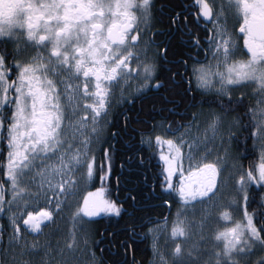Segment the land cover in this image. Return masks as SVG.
<instances>
[{"label": "snow or ice", "instance_id": "snow-or-ice-1", "mask_svg": "<svg viewBox=\"0 0 264 264\" xmlns=\"http://www.w3.org/2000/svg\"><path fill=\"white\" fill-rule=\"evenodd\" d=\"M195 3V22L211 25V35L206 39L211 60L207 56L203 61L190 56L191 75L182 74L178 68L173 78L186 81L187 91L212 93L221 104L245 108L248 105L243 96L233 99L232 93L242 92L248 87L247 82H254L259 95L253 97L257 106L249 109L248 131L264 149V0H235L233 5L241 13L237 27L250 53L247 60L234 59L236 41L221 22L223 5L210 4L208 0ZM154 7L152 0H124L115 5V12L103 0H47L36 4L31 0H0V144L7 153V179L0 182V216L8 221L7 229L0 224V241L7 235V247L0 244V264H32L25 257L38 245L28 244L22 227L43 235L45 229L64 216L66 208L73 206V201L75 210L69 217L73 242L78 225L91 222L85 218L101 214L121 216L122 205L105 196L104 185L111 175V145L104 149L107 163L99 166L93 147L109 123L116 92H120L119 99L135 103L146 91L164 86L156 75L155 60H149L143 51L154 43L141 35V24L148 27ZM106 12L110 13L107 19ZM136 12L140 13L139 19ZM25 17L27 40L21 46L19 37L23 33L17 29L25 27ZM171 19L183 23L186 17L174 13ZM10 43L11 51L7 47ZM194 49L197 56L203 51L199 39L194 41ZM187 64V60L180 61L185 72L189 70ZM132 80L137 81L134 89L129 83ZM122 85H127V89ZM201 115L204 114H193L184 126L186 131L175 141L154 136L157 146L167 145L168 149L160 156L165 165V187L175 191L183 207L193 215L199 208L198 220L185 223L177 214L172 236H195L197 230L203 236L214 213L218 220L231 222V226L218 228L213 233L218 243L207 250L199 243L188 249L177 243L174 259L176 264H252L254 249L264 253V163L258 175L248 170L239 174L235 182V192L244 202L245 217L237 223L225 210L237 200L221 203L225 198L226 160L215 153L216 160L208 161L214 153L209 145H214L218 136L223 141L225 134L229 140L234 139V130L242 124V118H230L224 111H209L208 119L201 121ZM123 119L126 125L127 114ZM141 138L152 143L151 135ZM174 176L178 179L176 186L172 183ZM94 178L99 179L101 187L84 195ZM253 184L258 185L255 197L261 200L259 218L247 211V188ZM158 231L149 228L154 257H158L154 264H168L157 249ZM66 247L69 252L73 250L71 244ZM45 248L50 259L42 264H77L67 253L49 251L50 245ZM89 256L90 264H96L95 253L89 250ZM255 264H264V255Z\"/></svg>", "mask_w": 264, "mask_h": 264}, {"label": "trees", "instance_id": "trees-1", "mask_svg": "<svg viewBox=\"0 0 264 264\" xmlns=\"http://www.w3.org/2000/svg\"><path fill=\"white\" fill-rule=\"evenodd\" d=\"M200 47L203 51L200 52L199 60H205L206 56L209 59L207 42L201 43ZM168 53L175 60L185 56L183 48L173 45ZM161 80L159 78V82ZM166 81L165 88L174 86L172 78L167 77ZM180 88L182 89L175 87L174 90L167 92L170 103L166 102L164 95L159 93L143 102L140 107L136 106L132 111L117 113L115 122L108 127L101 140L96 164L99 166L107 162L104 149L111 145L109 150L111 175L104 186L108 196L123 208L120 217L104 216L90 220L94 246L99 240V256L102 254L100 256L102 264H150L153 252L149 228L169 220L179 204L178 197L165 187L164 164L158 158L157 149L147 147L141 138L155 133V124L160 118L155 119V117L159 116L161 111H163L161 114L166 115L170 106L178 105L177 99L181 102V108L185 112V116L181 119L184 126L190 123L194 113L199 114L202 111L213 109L218 113L224 111L233 118L239 115L242 118V124L238 125L234 133L233 148L246 168L256 166L260 161L255 148L256 136L250 135L248 131L251 127L249 109L253 107L248 99L244 98L247 101V108L236 104L229 107L227 103L221 104L214 94H201V91L196 90L197 105L195 106L191 103L192 96L187 91V85L183 84ZM124 114L129 117L126 125L123 119ZM175 120L180 119L175 117ZM184 126L174 125L167 129L172 134L177 129H185ZM97 172H99L98 167ZM100 187L101 182L94 178L88 184V191L93 192ZM256 191H258L256 186L250 188L247 211L255 213L259 218L261 200L255 197ZM0 219L6 218L0 216ZM144 225L148 227H143ZM95 249H98L97 246Z\"/></svg>", "mask_w": 264, "mask_h": 264}, {"label": "flooded vegetation", "instance_id": "flooded-vegetation-1", "mask_svg": "<svg viewBox=\"0 0 264 264\" xmlns=\"http://www.w3.org/2000/svg\"><path fill=\"white\" fill-rule=\"evenodd\" d=\"M32 3H43L47 2V0H31ZM87 2V0H85ZM93 2H96V0H93ZM105 3H109L112 5V11L115 12L116 8L115 5L117 3H123L124 0H103ZM155 7L152 10V17L151 21L147 28H145L141 24V35L144 36L145 39L154 40V43H151L149 46L144 48V52H146L147 58L149 60H155L157 65V72L156 75L162 79L160 81L161 84L164 86L160 89H151L146 91V93L142 96H140L139 99L135 101V103L131 102H125L124 100L119 99L120 94L116 92V96L113 102V107L110 114V125L115 122L116 115L119 112H129L132 111L136 106H141L143 102H146L150 98L154 97L155 95L159 94L164 95L166 98V102L170 103L169 97L167 96V92L171 91L173 88L182 89L180 88L183 84H186V81L179 79L178 77L173 78V74L176 72L178 68H180V71L182 74L186 76H190V66L192 65V60L189 59L190 56L195 57L199 59V56L196 55V50L194 49V41L196 39H199L200 46L201 43L206 42V39L208 35H211V25H205V24H197L195 22L196 16H197V5L195 3V0H152ZM251 2V0H250ZM235 3V0H224L221 3H218L217 6L223 5L224 7V14L222 23L229 32L233 39L236 41L235 48L233 51L236 53V56L234 57L235 60H247L250 58V53L247 52V49L243 45V41L240 39L241 34L239 33L237 25L240 23V17L241 13L238 9H236L233 5ZM212 4V3H210ZM214 4V2H213ZM216 5V4H215ZM135 11V10H133ZM174 13H178L180 17H186V19L183 20V23H174L172 22V17ZM110 13H105V18H109ZM136 16L139 19L140 13L136 12ZM112 19H116V17L112 16ZM17 32H22L23 35L19 37L21 41V46H23L24 42L27 40V18L25 17V27L23 29H17ZM145 33H151V36H145ZM40 34H43L41 32ZM183 48L184 55L178 57L177 60L172 58L171 55H168L169 50L171 49V46ZM8 49L11 51L13 50V44L7 45ZM31 51V49H28ZM166 50V51H165ZM187 60L188 64V71L185 72L184 68L180 67V61ZM167 77L172 78L174 82V86H169L168 89L165 88L167 85ZM129 83L133 86V89L137 83V81L132 80L129 81ZM248 87L243 89L241 92L240 90L234 91L232 93V98L236 99L238 97L243 96V98H246L250 101V103L253 105V107L257 106V102L253 97L258 96L259 93L256 91V87L254 86V82H247ZM127 85H122L123 89H127ZM188 87V85H187ZM194 87V85H193ZM253 88L255 89L253 96H248L250 92H252ZM174 90V89H173ZM201 90H197L199 92ZM191 93L192 99L191 103L192 105H197L196 100V90L188 91ZM127 94V93H125ZM204 94H210V93H204ZM179 102L178 105H173L169 107V111L166 115L161 114L163 111L160 112L159 116L155 117L157 119V122L155 124L156 128L160 127L161 125L167 127L170 126H184L181 119L185 116V112L181 108V102L179 99H177ZM162 110V109H161ZM214 110V109H213ZM198 114V113H194ZM128 116V115H127ZM230 118L232 117L229 115ZM175 117H178L180 120H175ZM154 120V119H153ZM238 127V126H237ZM257 152L259 154V163L256 166H251L250 168H246L244 164L241 162V165L243 169L247 172L248 170H253L256 175L259 174V167L262 163H264V158L262 157L261 151L263 150L261 147V142L256 137V146ZM238 155V154H237ZM240 159V156H238ZM241 161V159H240ZM7 162V153L4 148L3 144H0V182H4L7 177L5 175V168ZM252 186H256L258 188V185H249L248 186V193L250 191V188ZM7 188V185H6ZM7 197V195H6ZM0 224L4 225L6 228V219H0ZM91 224V223H90ZM47 232L49 231L48 228L45 229ZM22 235L24 236V239L28 242L29 245L36 244L38 247L35 250H30L29 254L25 257L26 259H30L32 261V264H42L44 260L50 259L49 256L46 255V245H50L51 248L48 249L49 251L59 249L63 253H67L69 258H73L76 256L75 260L82 262V264H87V258H86V249H87V240L83 235H80L79 237L75 238V242H73V239H67L66 243H63L61 241V238H56L55 236H46V233L44 232L43 235H40L38 237H31L27 235V232L25 230H22ZM0 244H3V246L7 247V235L4 236L3 241H0ZM71 244L72 245V251L69 252L66 245ZM94 245V243H93ZM95 246H97L98 249H95ZM94 251L99 256V240L95 243ZM97 250V251H96ZM0 252H2V249H0ZM74 253V255L72 254ZM102 255V254H101ZM100 255V256H101ZM261 255H264V253H261L260 250L258 253L253 255V257L250 259L252 264H255V261L260 258ZM78 256V257H77ZM99 256V263L102 264V259Z\"/></svg>", "mask_w": 264, "mask_h": 264}, {"label": "rangeland", "instance_id": "rangeland-1", "mask_svg": "<svg viewBox=\"0 0 264 264\" xmlns=\"http://www.w3.org/2000/svg\"><path fill=\"white\" fill-rule=\"evenodd\" d=\"M223 1L224 0H208L209 3L213 4V2H214V4H216V5H218V3H221ZM223 17L224 16L221 17V22H222ZM254 91H255V89L253 88L252 92H250L248 94V96H251V95L253 96ZM118 93L120 94V92H118ZM209 111H213V110L200 112V113L204 114V115L200 116L201 121H205L208 119L207 113H209ZM110 123L111 122H110V116H109V123L104 125V131H103L101 140L103 139L106 131L108 130ZM237 129L234 130V133L237 131ZM183 131H186V129L181 130L178 134L172 135L165 126L161 125L160 127L156 128L155 133H153L151 135L152 136V143L149 144L146 142V140H143V143L149 148L155 147L157 149L159 160L164 164V162H163V160H161L160 156H161V152H164L165 154L167 153V150H168L167 145L157 146L155 143V140H154V136L155 135H161L164 139H173L175 141L176 138L178 136H180ZM209 135H211V133H209ZM147 137L148 136H146L145 138H147ZM185 138H187V137H185ZM101 140H100V142H101ZM100 142L98 144H95V146L93 147V154L95 155L96 161H97ZM209 147H210V149H214V153L210 157L208 162H214L216 160L215 153H219L220 158L223 160H226V169L227 170L224 172L225 198L223 199V201H221V203L222 204H228L232 198H235L237 200V202L233 203L231 207L225 208V210L231 213L233 219L237 223H241L245 219V217L243 215L244 202L239 199L238 194L235 192V189L238 187V185L235 182H236V180H238L239 174H242L246 171L243 169V167L241 165V161H240L237 153L235 152V150L233 148V140H229L228 136L225 134L223 136V141H221V138L218 136L216 141H215V144L214 145L210 144ZM261 153H262V157L264 158V149L261 151ZM233 165H235V167ZM186 166L187 165H185V167ZM164 167H165V165H164ZM172 183L174 186H176L178 184V179L176 176H174L172 178ZM167 190L170 192H173L178 197L179 204L177 205V207H175L174 214L172 215V217L169 220H166L165 222H162V223H160V224H158L152 228L153 229H159V231L157 233V249H158L159 255L162 256L168 262V264H176V261H175L174 256H173V249L177 243L181 246L182 249H188L194 243H199L200 246L202 247V249H204V250L210 249L215 243H218L213 239V233L218 228H221L222 225L231 226V222L218 220L217 215L214 213L213 216L211 218H209L207 224L205 225V227L203 229V236L199 235V230H197L198 234L195 236L173 237L172 236V229H173L174 224L177 222V219H178L177 214L180 213L179 219L181 221H184L185 223H187L188 221L199 219V215H198L199 208H197V210H196L197 215H193L191 213L190 209H186L185 207H183V202L180 200L178 194L175 191H172L170 189H167ZM87 191H88V185L86 186V191L84 192V195L87 194ZM247 191H248V188H247ZM93 192H95V191H93ZM105 196L109 197L107 194V191H105ZM209 203L213 204L215 202L210 201ZM74 204H75V201L72 202L73 206L66 208L64 216L61 219L57 220L56 224H54L52 227L48 228V230H49L48 232H47V230H44V232L46 233V236H51V237L55 236L57 239L61 238V241L63 243H66V241H68L67 239L71 238V236L69 234H70V232L73 231V228H72V221L69 219V217L71 215H73V213H74V210H75ZM208 206L209 205H203L202 207L207 208ZM104 216H114V215L101 214L98 217L85 218V219L86 220H89V219L92 220V219H98V218H101ZM27 235L30 236L28 233H27ZM80 235H83L87 240V249H86L87 264H90L89 250H91V252L95 253V261H96V264H98L99 263V256L94 251V245H93V242H94L93 239L94 238H93L92 226L90 223H84L83 225H78V227L76 229V237H79ZM149 236L151 239V247H152L153 241H152V234L150 232H149ZM31 237L34 238V236H31ZM258 251H259V249L253 250V252L255 254L258 253ZM152 252H153V248H152ZM72 254L74 255V253H72ZM252 257L253 256H251L250 259ZM73 258H76V256ZM157 260H158V257H154V253H153V258H152V261L150 264H154V261H157ZM79 262L80 261H77V264H79Z\"/></svg>", "mask_w": 264, "mask_h": 264}, {"label": "bare ground", "instance_id": "bare-ground-1", "mask_svg": "<svg viewBox=\"0 0 264 264\" xmlns=\"http://www.w3.org/2000/svg\"><path fill=\"white\" fill-rule=\"evenodd\" d=\"M213 111H215V112H217L215 109L213 110ZM218 113V112H217ZM231 118H233V117H231ZM101 143V142H100ZM98 152H99V150H98ZM33 235H35V236H40L41 234H39V233H32Z\"/></svg>", "mask_w": 264, "mask_h": 264}]
</instances>
